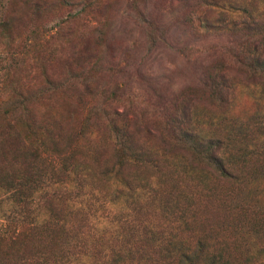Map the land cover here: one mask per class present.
Segmentation results:
<instances>
[{
    "label": "rangeland",
    "instance_id": "374dc122",
    "mask_svg": "<svg viewBox=\"0 0 264 264\" xmlns=\"http://www.w3.org/2000/svg\"><path fill=\"white\" fill-rule=\"evenodd\" d=\"M203 1L0 0V235L6 232L4 224L16 219L12 200L21 161L16 150L26 141L20 112L28 114L29 124L35 125L32 131L44 145L54 141L48 148L75 150L74 173L93 168L85 182L100 192L95 211L83 207L87 199L78 183L72 190L77 209L91 221L99 216L102 223L97 225L102 229L84 232L91 264H122L127 260L123 248L129 247L125 230H105L122 215L102 176L114 156L107 139L113 117L118 128L128 123L142 131L140 137L153 135V145L159 128L179 121L235 142L243 133L242 146L259 147L264 158V82L252 81L245 67L252 63L248 57L253 45L259 44L264 59V0H217L214 6ZM101 146V163L95 165V147ZM180 169L173 171L168 188L177 195L182 185L188 192L176 198L179 210L174 207L176 213L163 215L164 197L154 206L136 205L134 218L157 226L156 237L165 235V229L182 239L176 246L180 250L192 245L187 232L194 231L195 224L200 229L216 227L215 233L203 235L217 233L222 242L232 238L225 250L232 264H259L264 258V163L241 166L246 178L223 190L192 180ZM83 174L78 175L84 180ZM170 182L158 190L167 191ZM55 185L50 183L48 190L65 192L61 183ZM48 190L37 194L32 206L40 214ZM199 202L201 207H196ZM231 206H240L239 212ZM230 218L245 226L228 228ZM60 237L42 236L37 252H46ZM138 238L135 247L141 244ZM176 247L150 251L164 257ZM35 261L49 264L40 256Z\"/></svg>",
    "mask_w": 264,
    "mask_h": 264
},
{
    "label": "trees",
    "instance_id": "16d2710c",
    "mask_svg": "<svg viewBox=\"0 0 264 264\" xmlns=\"http://www.w3.org/2000/svg\"><path fill=\"white\" fill-rule=\"evenodd\" d=\"M216 2L218 1L207 0L204 4L214 6V4H217ZM250 51L252 54L251 58L248 57V60L252 63L251 65L246 64L248 67H245L251 71L249 75L252 81L264 82L263 50L259 51V44H257L253 45ZM113 120L116 121L117 119L113 117L110 120L107 139L111 142V150L114 156L111 158V166L104 170L103 174L105 175L102 176L104 181L109 184L108 188L111 187L109 195L113 198L114 203L115 201L118 202L122 215L114 218V220H120L110 222V225H112L109 227L110 230L108 228L105 230L112 233L116 232L112 230L114 227L125 230V243L129 247L123 248L125 249L124 258L127 259L123 263L232 264V261L227 257L228 253L225 252L227 244L230 245L232 238L224 237V242H222V239L217 237V233L213 237L203 235L206 232L215 233L216 227L209 226L200 229L198 227L200 224H195L192 228L194 231L187 232L192 237L191 248L184 250V247L180 250L176 246L180 245L182 239L175 238L170 232L167 233L165 229V235L159 234L156 237V234L159 233L156 231L159 228L135 219L134 216H137V212L134 211L138 204L140 206H154L165 197L161 202L162 214L171 216L176 213L174 209V207L178 209L175 205L176 198L188 195L182 185H179L176 190L177 195H175V192H168V188L172 183L170 181L175 175L173 171L176 168H181V172L191 175L192 180L199 178L201 181L222 188L221 190L231 185H237L241 179L246 178V174L240 169L241 166L252 162L264 163V161L261 162V159L264 160V158L259 151V147L256 148L249 143L242 146L243 133L235 142L233 138L229 140V136L221 137L215 132L208 134L206 131L196 130L190 125L189 121H179L175 125L166 123L162 129L159 128L156 131L157 142L153 145L150 142L151 138H155L153 135L146 136L143 134L140 137L141 133L139 132L142 131H139L136 127L127 123L120 125V128H118ZM19 122L25 126L26 131L21 137L26 141L16 150V155L21 160L19 171L16 170L18 174L15 179L14 199L12 200V210L15 211L16 219L8 224L5 223L3 226V230L6 232L0 235V264H36L34 260L37 256L42 257L49 264L93 263L87 262V259H89L87 257L91 258L93 254L85 252L87 240L84 238L88 234H84V232L102 229V227H98L102 223H99L101 222V220H98L99 216L91 221L86 217L82 208L81 210L77 209V204H73L77 194H73L72 191L74 188L73 183H78L79 189L84 191L82 192V198L87 199V204L85 203L83 207L95 211V201L101 197L100 192L96 189L91 190L90 187L88 188L89 183L85 182V178L89 176L86 172L93 168L86 167L83 172L81 169L80 172L77 171V174L74 173L71 168L74 165L73 161H76L74 159L75 150L69 148L67 152H64V150L57 151L52 146L47 147L49 142L44 145V140L39 138L38 132L34 134V131H32L35 129V125L34 123L29 124V117L26 112L19 113ZM47 131L52 135L51 130ZM239 135L235 134L234 137ZM50 143L54 145L53 140ZM86 146L83 145L84 148ZM103 149L102 146L95 147L93 155L95 165L101 163L100 157ZM245 154H248V156H245ZM23 163H26V168H21ZM142 172H144L143 176H139V173ZM78 174H83L84 180ZM67 175L76 178L71 180V178H68L71 176L67 177ZM47 182L55 183V186L61 183L65 192L56 193L48 190L47 187L50 183ZM165 182H170L167 191H159L158 189ZM45 189L48 190V194L44 199L45 202L43 201V205L46 204V206L44 208L42 205L40 214L38 211H34L32 206L35 207L36 205L37 194ZM200 193L202 195V192ZM44 194L46 195V193ZM189 197L191 196L189 195ZM200 203L196 204V207ZM129 204L132 205V208L129 209L130 212H127ZM230 209L239 212L240 206H231ZM241 209L248 210L249 207H241ZM227 223H229L227 224L228 228L231 226H245L234 218L228 219ZM182 224L187 225L185 222ZM172 229L173 227H170L171 232ZM83 234L84 236H82ZM60 235L61 241L53 242L46 252H37L38 244L44 242L42 236H50L51 239L57 240ZM90 237H93L92 234ZM103 237H105V232H103ZM135 237H141L136 239L141 240V244L137 247L133 243ZM32 239L35 240L34 246L32 244L28 246L29 241ZM148 239H150V243L148 246L146 244L144 246L143 244ZM163 247L166 249L176 247V249L171 251L172 254H167L164 257L162 255L156 257L157 253L150 251L151 248ZM31 250L33 251L30 252ZM260 261L259 264H264V258ZM244 264L250 263L246 262Z\"/></svg>",
    "mask_w": 264,
    "mask_h": 264
}]
</instances>
